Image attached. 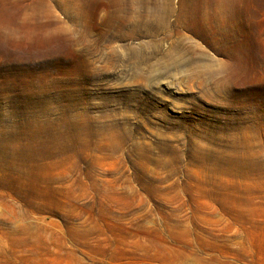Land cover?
<instances>
[{"label":"rangeland","instance_id":"374dc122","mask_svg":"<svg viewBox=\"0 0 264 264\" xmlns=\"http://www.w3.org/2000/svg\"><path fill=\"white\" fill-rule=\"evenodd\" d=\"M0 264H264V0H0Z\"/></svg>","mask_w":264,"mask_h":264}]
</instances>
